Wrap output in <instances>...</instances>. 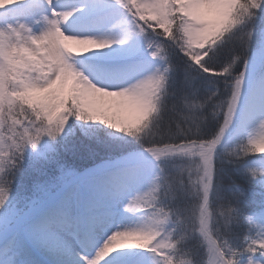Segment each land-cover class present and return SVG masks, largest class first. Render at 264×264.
<instances>
[{"label": "snow or ice", "instance_id": "obj_1", "mask_svg": "<svg viewBox=\"0 0 264 264\" xmlns=\"http://www.w3.org/2000/svg\"><path fill=\"white\" fill-rule=\"evenodd\" d=\"M0 264H264V0H0Z\"/></svg>", "mask_w": 264, "mask_h": 264}, {"label": "rangeland", "instance_id": "obj_2", "mask_svg": "<svg viewBox=\"0 0 264 264\" xmlns=\"http://www.w3.org/2000/svg\"><path fill=\"white\" fill-rule=\"evenodd\" d=\"M255 155L259 156V155H261V154H260V153H256Z\"/></svg>", "mask_w": 264, "mask_h": 264}]
</instances>
